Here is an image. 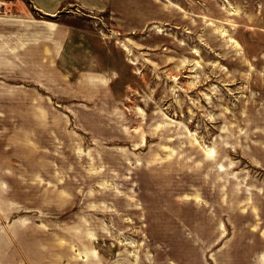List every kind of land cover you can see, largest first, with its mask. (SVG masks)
Segmentation results:
<instances>
[{"label":"rangeland","instance_id":"obj_1","mask_svg":"<svg viewBox=\"0 0 264 264\" xmlns=\"http://www.w3.org/2000/svg\"><path fill=\"white\" fill-rule=\"evenodd\" d=\"M24 2L0 0V264H264V0Z\"/></svg>","mask_w":264,"mask_h":264},{"label":"crops","instance_id":"obj_2","mask_svg":"<svg viewBox=\"0 0 264 264\" xmlns=\"http://www.w3.org/2000/svg\"><path fill=\"white\" fill-rule=\"evenodd\" d=\"M91 0H75V2L89 3ZM30 7L24 2L22 9L25 11L23 12L25 15H28L29 12L32 11V8H37L40 12H43L46 15L53 16L57 11H60V8L64 3H68L69 0H28ZM264 256V254H262Z\"/></svg>","mask_w":264,"mask_h":264}]
</instances>
